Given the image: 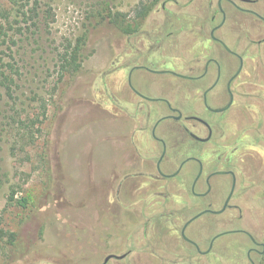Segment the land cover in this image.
Masks as SVG:
<instances>
[{
	"label": "rangeland",
	"instance_id": "1",
	"mask_svg": "<svg viewBox=\"0 0 264 264\" xmlns=\"http://www.w3.org/2000/svg\"><path fill=\"white\" fill-rule=\"evenodd\" d=\"M162 1L39 0L41 11L48 5L50 20L40 19L37 29L18 36L13 51L20 75L10 96L0 90V231L14 234L12 242L8 236L0 242V264H244V250L234 242L242 238L238 234L220 236L204 256L178 240L183 223L208 202L216 204L222 192L215 189L203 200L190 195L192 161L178 177L154 180L160 151L143 120L149 106L140 100L137 107L126 70L118 68L122 57L132 66L135 40L134 32L121 27L155 36L162 31L164 37L169 18L170 48L154 54L151 66L181 67L179 47L192 41L197 18L207 27L210 0H197L192 8L198 11L171 3L165 13ZM143 8L148 12L138 17ZM223 32L227 44L247 51L234 83L235 111L220 116L214 141L197 148L185 144L170 121L156 135L169 145L166 173L192 151L199 152L207 172L237 163L241 184L233 203L244 217L238 225L264 241V44H250L264 34L251 17L235 13ZM76 44L78 70L61 72V56ZM141 83L147 97L177 108L193 106L180 80L147 75ZM150 106L156 120V106L164 105ZM203 189L198 185L196 191ZM22 198L25 206L16 203ZM232 214L201 216L185 236L203 251L216 234L233 229ZM143 232L150 239L143 240Z\"/></svg>",
	"mask_w": 264,
	"mask_h": 264
},
{
	"label": "flooded vegetation",
	"instance_id": "2",
	"mask_svg": "<svg viewBox=\"0 0 264 264\" xmlns=\"http://www.w3.org/2000/svg\"><path fill=\"white\" fill-rule=\"evenodd\" d=\"M196 2L197 0H188L184 3H179L176 0H164L160 4V9L164 13L172 11L168 8V5L172 3L175 6L180 5V8H183L185 11H198V6L195 5L194 10L192 8V5L196 4ZM208 6L211 11H208L210 16L207 20V27L201 22L198 23L200 18H197L195 28L191 33L192 41L185 43L182 49L179 47V53L182 58L179 70L171 67L154 69L151 66V60L154 54L158 53L163 47H165L166 52L170 48V45L169 47L167 45L168 38L172 36V31H170V18L168 19L169 23L164 28V37L162 36V31L159 32L160 34L162 33L161 36H155L154 33L140 34L138 30L133 31L132 37L135 40L131 60L132 66H129V62L124 63L122 57V63L118 68L126 70L127 85L134 97L139 100V102L137 101V107L140 106V100L149 106L146 107L149 111L143 120L146 122L145 127L149 128L150 138L160 151L154 165L157 171L154 180L158 178L169 181L170 179L178 177L186 167V163L192 161L195 164V168L188 167V170L190 175L195 170L196 174L190 184V195L194 199L203 200L208 199L210 193L215 192V189H219L220 193L222 192L219 200V194L216 196L218 201L216 204L208 202L204 205V209L183 223L179 232L176 234L180 243L190 247L198 255L204 256L211 252L214 243L220 236L238 234L242 238L234 240V242L244 250V264H263L264 241L246 230V228L238 225L242 223L244 217L242 215V208L238 204L233 203L236 189L241 184L239 176L241 170H238L237 163H232L231 168L226 170L213 169L207 172L204 170L203 164L200 161L198 156L199 152L192 151L172 173H166L163 170L164 159L167 156L169 145L165 139L157 137L156 135L163 121H170L172 127L179 129L181 132L183 140L186 141L185 144L193 143L194 147L197 148L198 145H205L214 141L213 130L220 126V116H225L229 112L231 113V110L235 111L236 93L234 91V83L243 74L247 51L246 47L244 51H238L235 46L229 45L225 41L222 33H224L223 29L229 16L235 13L251 17L258 23L264 34V14L261 12L264 11V0H216L215 7H213V0H210ZM203 28H205V31H203ZM140 36L146 39L139 40ZM250 44L257 48L264 44V37L250 40ZM236 64L237 66L235 68ZM161 74L180 80L183 86L182 90L189 94L188 98L193 102V106H181L177 108L172 103L169 104L163 100H155L145 96L141 92L143 89V84H140L141 79L147 78V75ZM132 82L135 87L132 85ZM221 92L225 97H223ZM191 93L194 95L193 98H191ZM221 100H226V103L221 104ZM153 103H161L164 105L163 107L156 106L158 109L154 113V116L156 114L158 115L156 120L151 115L153 107L150 105ZM203 133L206 135L203 136ZM188 150L190 149L188 148ZM236 153L237 149H234L231 158H235ZM215 176L221 179L217 177L218 179L213 180ZM222 178L225 181V185ZM198 185L204 187L200 192L196 191ZM228 211L234 213L231 215L232 218L230 220L233 229L216 234L210 240L205 250L202 251L198 244L190 237L186 238V230L195 219L204 215L212 216L214 217L212 219H216ZM200 213H202L200 216L194 218ZM147 236L148 234L146 232L142 233L143 240L150 239Z\"/></svg>",
	"mask_w": 264,
	"mask_h": 264
},
{
	"label": "trees",
	"instance_id": "3",
	"mask_svg": "<svg viewBox=\"0 0 264 264\" xmlns=\"http://www.w3.org/2000/svg\"><path fill=\"white\" fill-rule=\"evenodd\" d=\"M41 9L39 0H0V90H4L8 96L11 95L15 77L20 75L14 61L13 47L18 36L25 34L31 27L36 29L39 27L40 19L45 22L50 20L51 12L48 5L45 10ZM146 10L143 8L136 15L143 17L148 12ZM121 29L126 33L134 31L126 27ZM78 50L77 44L73 48L69 45L65 50L61 56V72L73 74L78 70L80 66ZM9 200H13V196H10ZM16 203L25 206L27 200L22 198ZM5 236L10 239L8 242H12L14 234L4 231H0V242Z\"/></svg>",
	"mask_w": 264,
	"mask_h": 264
},
{
	"label": "water",
	"instance_id": "4",
	"mask_svg": "<svg viewBox=\"0 0 264 264\" xmlns=\"http://www.w3.org/2000/svg\"><path fill=\"white\" fill-rule=\"evenodd\" d=\"M202 213H200V214H198V215H196L194 218H197L198 216H200ZM107 260V259H106ZM106 260H105V262H106Z\"/></svg>",
	"mask_w": 264,
	"mask_h": 264
}]
</instances>
